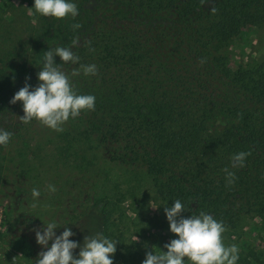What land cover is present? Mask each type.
<instances>
[{"label":"trees","instance_id":"1","mask_svg":"<svg viewBox=\"0 0 264 264\" xmlns=\"http://www.w3.org/2000/svg\"><path fill=\"white\" fill-rule=\"evenodd\" d=\"M21 1L0 11V184L44 232L0 264H118L145 189L188 235L175 264H258L234 238L264 218V57L233 67L231 45L264 0Z\"/></svg>","mask_w":264,"mask_h":264},{"label":"rangeland","instance_id":"2","mask_svg":"<svg viewBox=\"0 0 264 264\" xmlns=\"http://www.w3.org/2000/svg\"><path fill=\"white\" fill-rule=\"evenodd\" d=\"M11 2L17 6V8L13 7L16 13L21 15L18 16L20 19L22 15L27 19V15L32 14L30 2L23 3L21 0H0V7H3L0 11L7 8ZM27 9L28 14H21ZM19 32L20 30L16 29L13 34ZM231 52L233 67L264 57V27L248 29L238 36L231 45ZM8 150L9 146L6 145L5 152L7 153ZM144 191L150 195L141 207L134 204L132 198H129L125 204L129 209L130 217L126 236L134 243L132 256L119 260L118 264H175V260L183 256L188 235L176 224L167 210L151 196L153 193L146 189ZM24 198L25 193L15 187L13 182L8 183V180H4V183L0 184V234L5 235L4 240L0 239V261L5 259L10 250L6 242L8 238L23 234L38 237L44 232L43 225L34 220L36 216L32 205L27 204ZM30 218L34 221L31 222ZM74 227L70 228L69 235L76 234ZM80 236L81 232L73 237ZM249 242L256 246L260 254L258 264H264V218H252L247 221L241 235L234 238V249L242 251V246H246ZM75 248L77 249V246ZM137 253L138 258H136Z\"/></svg>","mask_w":264,"mask_h":264}]
</instances>
